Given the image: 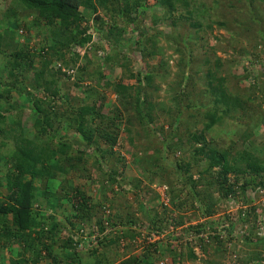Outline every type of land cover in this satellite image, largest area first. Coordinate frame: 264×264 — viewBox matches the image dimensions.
<instances>
[{
	"label": "trees",
	"instance_id": "trees-1",
	"mask_svg": "<svg viewBox=\"0 0 264 264\" xmlns=\"http://www.w3.org/2000/svg\"><path fill=\"white\" fill-rule=\"evenodd\" d=\"M141 1L0 0V8L3 7V10H5L0 16V27H2L0 30V121H4L5 119V115H2L3 112L14 109V104L9 102L11 90L17 94L18 101L26 97L27 106L30 109L27 114L23 113V116L15 114L16 117L11 118L10 115L11 125L8 126V132L4 135V140L0 142L1 147H6L3 150L0 149V158L4 170L0 177V188L2 187L6 191L0 199V251L4 246L11 245V254L16 255L15 257H8L7 264H38L37 262L41 257L48 264H72L73 259L70 258L71 255L77 254L74 251V246L78 244L80 239L72 241L71 235L62 239L61 246L70 248L72 252H65L62 257L63 259L57 258L56 251L52 249V242H55L54 235L58 223L53 221L52 216L37 211L32 205L38 201V195H43V191L45 192L47 186L57 175H63V173L68 171H79V166L84 161L82 157L84 150L80 148V144L87 147L93 153L97 152L100 157L104 156V154L106 155V152L110 153L111 147L115 143L116 133L114 131L113 133L107 131L105 126L115 127L116 125L111 118H108L106 113L102 112L104 96L99 95L94 86H86L82 89V93L85 96L84 100L79 96L72 95L69 92L68 86L61 87L57 83L60 78L59 75H63V71H60V69L52 70L48 65L50 59L55 58L59 61L60 65L70 68L69 74H72L75 68L76 77L71 82L72 86L78 87L79 83H82L84 79L92 83L102 80L103 73L100 69V63L97 59L93 62L92 56L95 55L91 51H87L82 55V65L77 66V69L74 67L78 55H70L68 53V43L78 46L86 42L88 43L90 35L84 33L80 22L85 20L89 13L94 12L95 6H101L103 12L111 17L110 20L113 19V14L122 17L125 24L130 25L131 30L139 29L142 23H139L135 19L136 15L133 16L131 13L136 12L142 6L143 3ZM156 1L164 5V9L169 12L176 8V3L178 2L183 5V8L187 7L189 0ZM206 1L202 0L198 2L197 5L195 4L196 6L194 5L190 9L185 8V12L191 17L195 10L196 13L204 12L203 14L209 17L210 13L206 10L208 8H217L218 2L217 0H208L207 4ZM22 10H27L30 15V21L25 23V29L33 32L32 29L35 28L43 33V43L36 49H28L14 39V31L16 26H18L17 22L21 20L20 17L24 18V14L21 13ZM240 12L241 8L238 9L237 16ZM195 16L198 17L200 15L196 14ZM197 17L187 22L186 28L199 32L206 27H210L208 20H204L203 18L200 20ZM185 19H188V17H185ZM217 24L224 26L222 22H218ZM99 30L105 41L102 48L110 51V53L105 52L102 59L104 63H110L112 56H119L116 49L117 38L123 32V29L117 28L113 23H107V25L99 28ZM173 38L183 41L184 37L181 32ZM145 40L151 41V43L149 47H146L144 44L141 46L140 52L142 56H151L156 52L161 53V50L156 47L151 37H147ZM174 51L180 53L179 46L174 47ZM67 53L68 56L66 58ZM189 57H191L190 51L183 50L179 60L181 74H183V66L187 67L191 65ZM252 57L257 68L254 70L255 74L248 75L247 68L244 67L246 65L243 66L244 72L242 76L245 78L244 80H247L246 78L249 77L248 80L252 84L248 83V87L246 88L248 94L241 98L233 95L228 90V87L224 85V78L219 73L221 64L218 58H214L213 61L204 60L207 64L206 71L203 73L204 88L196 92L209 95V98H211L210 102L202 104L195 100H189L190 95L195 90L193 88L194 82H189L184 87H178L175 95L179 99H185L187 106H192L194 109L202 107L205 110L203 112L205 118L202 129L197 133L185 131L186 136H182V138H186L192 144H199L192 148L194 156L200 154L206 159L204 167L200 169V172L198 171L199 181L197 180V183L193 184V187L202 182L200 179L202 180L203 174L210 176L211 169L217 167L218 169L213 176V182L211 179H207L208 181L205 180L203 183L207 187L216 189V199L219 203L223 202L226 206H229L237 199L246 203L247 216L252 214L253 220H255L256 215L264 217V207L260 206L258 202L247 198L245 193L247 190H253L257 186L262 187L264 185V180H262V174L264 173V146L252 145L254 152L242 147L235 156H231L230 148H219L215 143V134L218 133V129L220 131L225 130L224 133H227L229 136L239 131L238 136L244 138L251 133H255V130L264 129L263 96H257L254 93L255 91L261 92L264 89V62L257 60L254 54ZM117 61H120V58ZM164 65L165 63H161V65L159 63L158 67L161 68ZM157 69L151 68L149 73L142 75V78L145 81H149L151 74L157 72ZM29 73L32 76L28 79L27 74ZM65 74L70 76L67 73ZM189 76L192 77L193 72ZM104 83L110 84L112 92L121 99L125 95H128L129 93H126V91L132 88L131 85H126L121 81L110 83L104 80ZM36 91L43 92V95L38 97L33 96V92ZM46 98H48L47 101L45 100ZM56 99L60 100L62 106L60 110L55 103ZM194 102H198V104ZM139 103H144V100H140ZM189 103L191 104L189 105ZM248 104H252L253 106H249ZM234 113L235 115H233ZM101 125L104 126L101 127ZM214 127L218 129L214 131ZM59 129L64 133L59 134ZM205 131L209 134L206 142L203 136ZM5 139L10 140L12 146L8 145ZM162 144L166 147L165 149L180 150L183 149L182 145L185 143L181 140V136L175 133V130H170L168 137L165 138ZM102 145H105V147H102ZM259 150L263 153L258 154ZM159 154V158H161L162 153L160 152ZM174 166L179 170L181 169L182 172H186L187 174H185L184 179H189L190 163H186L185 161L179 163L177 159L174 162ZM159 169L155 171V176L160 179L162 175L161 167ZM228 173L245 176L240 177V179L239 177H234L233 181H229L227 177ZM255 179L258 181H255ZM36 180L43 181L42 190H39L34 185L33 182ZM169 192H172V190L169 189ZM166 195L165 199L171 206L175 207L179 205V203H174V194L166 192ZM195 197L200 201H198L199 206L202 208L199 217L201 220L197 221L196 224H191L188 222L182 223L180 218L177 219L174 222V226H172L175 228L174 232L179 236L181 232H200L214 229L213 225L215 222L210 217L214 212V201L213 203L205 201V203H201L197 192ZM71 198L70 207L74 211L75 218L81 222L84 221L90 216L89 213L93 206L89 205L79 190H75V194ZM153 198L156 197L154 196ZM42 199L44 200L45 198L43 197ZM254 199H257V196H254ZM157 204L166 209V204L163 202ZM44 215L51 219L48 230L43 229ZM105 218L108 221V225L114 230L118 228L126 230V228L129 229L130 225H133L131 220L122 219L121 216L117 220L110 218L109 215H106ZM148 219L149 224L145 226L146 229L155 230V232L161 230L160 218L156 219L149 216ZM99 220L98 218V221L94 223L98 225L99 231H101L103 226ZM72 223L70 221V226L74 225ZM232 226L233 223L230 222L229 227L231 228ZM132 234L130 235V231L127 230L123 234H117L107 239H105V235L98 236L94 243L88 241L87 247L83 251L86 254L85 258L88 256L91 259L81 260V262L77 263L156 264L157 259L152 257L154 252H162V250L171 252L172 250L169 244L162 247L159 241L145 243L141 249H136L130 242ZM121 235H128L130 237L128 238V242L123 246L125 247L126 254L121 252L127 256L114 262V258L120 256L115 249L112 250L114 257L110 256L109 259L104 258L102 252L97 253L98 248L107 247L108 244L112 243L118 244ZM238 238V236H230L229 239L225 240L232 241ZM240 240L248 243L249 238L244 236ZM12 243H18L22 246L14 249L15 247H12ZM216 244L218 246L225 244L223 238L215 236L211 243L202 245L200 249H210L211 247L215 249ZM160 248L163 249L160 251ZM130 249L131 251L132 249L138 251L135 253L134 251L129 252ZM40 252L43 255H40ZM186 255L191 259L195 257L191 249H188ZM253 260L250 264H254L255 261Z\"/></svg>",
	"mask_w": 264,
	"mask_h": 264
},
{
	"label": "rangeland",
	"instance_id": "rangeland-1",
	"mask_svg": "<svg viewBox=\"0 0 264 264\" xmlns=\"http://www.w3.org/2000/svg\"><path fill=\"white\" fill-rule=\"evenodd\" d=\"M200 1L202 0H189L188 6L185 8L190 9ZM141 2L143 3L142 6L136 12L131 13L133 16L136 15L135 19L139 23H142L139 29L131 30L130 25H126L122 17L113 14V19L110 20L111 17L103 12L101 6H95L94 12L89 13L85 20L80 22L84 33L90 35L88 43L80 46L68 43L69 48H66L68 53L78 55L74 67L77 69V66L82 65V55L91 51L95 55L92 56L93 62L97 59L100 63V69L103 73L102 80L92 83L84 79L78 87L72 86L71 82L76 77L75 68L72 74H69V67L60 65L55 58L50 59L48 65L50 69L63 71V75H59L58 85L61 87L68 86L72 95L79 96L83 100L85 96L82 89L86 86H94L98 94L104 96L102 112L106 113L116 125L115 127L105 126L107 131L116 133L115 143L112 145L110 153L106 152V155L100 157L97 152L93 153L80 144V148L84 150L82 155L84 161L80 164L79 171H68L63 175H57L47 186L45 192L43 191V195H38L40 200L38 199L32 205L37 211L52 216L53 221L58 223L57 230L55 229L57 239L66 237L70 231L77 229L78 224L80 225L70 207V200L75 194V190L81 191L89 205L93 206L90 210L91 214L89 213L90 216L82 221L87 227H91L95 221H98V218L101 222L104 218V210L107 209L109 211L107 215L110 218L117 220L121 216L122 219L131 220L135 227L148 225L149 216L161 219V229H166L170 226L169 224L174 226V222L179 218L182 223L196 224L197 221L201 220L199 217L202 212V208L199 206L200 201L195 197L196 192L201 203H213L214 201L215 204H212L214 212L211 215L214 220H223L221 217L226 212V204L219 203L216 199V189L207 187L203 183L205 180L208 181L207 179H211L213 182V176L218 168H212L210 176L203 174L202 180L200 179L202 182L193 187V184L197 183L200 169L204 167L206 159L200 154L195 156L192 154L193 146L199 144H192L186 138H182V136H186L185 131L197 133L202 129L205 110L202 107L194 109L192 106H187L185 99H179L175 94L178 87H184L189 82H194L193 88L195 90L190 95L189 100H195L202 104L210 102L209 95L196 92L204 88L203 73L206 71L207 65L204 60L213 61L214 58H218L221 64L219 73L223 76L224 85L228 87V90L240 98L248 94L246 88L251 82L248 80L249 77L244 80L242 68L246 65L244 67L247 68V74H255L254 70L257 66L253 61V54L257 60L264 62V0H217V8L206 10L210 13L209 17L203 14L204 12L196 13L195 10V13L193 12L190 17L180 2L176 3V8L169 12L164 9V5L156 0H142ZM206 2L208 4L209 1ZM239 8H241V12L237 16ZM4 11L3 7L0 8V16ZM21 13L24 14V18L20 17L21 20L17 22L18 26L14 31V39L28 49H36L43 43V33L35 28L32 29L33 32L26 30L25 23L30 21V15L27 10H22ZM196 14L200 16L197 17ZM194 17L200 20L202 18L208 20L210 27L199 32L186 28V23ZM218 22H222L224 26L218 25ZM107 23H113L117 28L123 29L117 38L116 49L119 56H112L110 63L103 62V54L105 52L110 53V51L102 48L105 41L99 30ZM1 25L3 26V24ZM1 29L2 27H0ZM181 32L184 37L183 41L175 40L173 37ZM147 37L152 38L161 53L156 52L151 56H142L141 46L144 44L149 47L151 43V41L145 40ZM176 46H179L180 53L174 51ZM66 49L65 51H67ZM183 50L190 51L191 65L183 66V74H181L179 60ZM119 58L120 61H117ZM159 63L160 65L165 63L164 67H158ZM151 68H158L157 72L151 74L149 81H145L142 75L149 73ZM192 72L193 76L191 77L189 74ZM31 76V73L27 74L28 79ZM104 80L110 83L121 81L126 85H131L132 88L127 90L126 93L129 94L121 99L112 92L111 85L105 84ZM254 93L257 96H263L264 102V89ZM9 95V102L14 104V109L2 113L6 120L0 121V142L4 140L8 126L11 125L10 115L11 118L16 117L15 114L23 116V113L27 114L30 111L26 97L18 101L17 94L13 90L10 91ZM42 95L43 92L41 91L33 92L35 97ZM47 99L45 100L47 101ZM140 100H144V103L140 104ZM71 102L73 101L71 100ZM198 102L194 103L198 104ZM55 103L60 110L62 107L60 100L56 99ZM248 105L253 106L252 104ZM103 126L101 125V127ZM216 129L218 128L214 127L213 130ZM170 130H175V133L181 136V140L185 143L182 145L183 149H165L166 147L162 142L168 137ZM224 131L218 129V133L215 134V143L219 148H230L231 156H235L242 147L254 152L252 145L264 146V129L255 130L257 133H251L245 138L238 136L239 131L234 132L231 136ZM58 133L63 134L64 132L59 129ZM208 135L207 131L203 133L205 142ZM6 141L8 145L12 146L10 140ZM4 148L6 147L0 145L1 150ZM160 152L162 153L161 158H159ZM263 152L259 150L258 154ZM177 159L179 163L181 161L190 163L189 179H184L186 172L184 173L174 166ZM160 167L162 175L159 179L155 176V171ZM3 171L0 158V177ZM165 175L166 179L164 178ZM244 176L235 175V173L227 174L229 181H233L234 177L240 179ZM262 177L264 180V173ZM255 181L258 180L255 179ZM33 183L39 190H42L43 181L36 180ZM169 189L173 193L169 192ZM166 192L175 195L173 200L175 204L179 203L178 206L173 207L168 203L165 199ZM4 193L6 191L1 187L0 199ZM154 196L156 198H153ZM245 196L249 198L248 193H245ZM160 202L166 204V209L157 204ZM48 216L44 215L43 217L44 228L47 230L51 221L50 218H47ZM260 217L264 219L263 216L260 215ZM253 219V215L250 214L245 220L248 225V231L245 235L249 238L248 243L241 241L240 238L232 241L224 240L225 244L219 246L216 244L215 249L212 247L200 249L192 259L186 255L190 248L180 245L171 252L163 251V248H160L159 250L162 252L156 251L152 257L157 259L156 262L165 258L167 259L166 264H250L252 259L255 261L254 264H263L261 261H264V235H260L254 229L255 220ZM70 221L74 223L73 226H70ZM127 240L123 239L118 244H110L111 249L116 251L119 249L120 252L126 254L123 246ZM52 244V247H55V243ZM12 245L15 247L14 249L22 246L18 243H12ZM10 249L11 245H6L0 251V264H7L8 257L16 256L11 254ZM135 250L132 249L134 253L137 252ZM69 251L71 250L68 249ZM132 251L130 249L129 252ZM41 253L40 255H43ZM64 253V249H56L57 258L63 259ZM76 253L70 258L73 259L72 264H79L77 262L85 260L79 259L85 258L84 251V254L77 251ZM42 259L44 258L42 257ZM118 260L114 259V262Z\"/></svg>",
	"mask_w": 264,
	"mask_h": 264
},
{
	"label": "built area",
	"instance_id": "built-area-1",
	"mask_svg": "<svg viewBox=\"0 0 264 264\" xmlns=\"http://www.w3.org/2000/svg\"><path fill=\"white\" fill-rule=\"evenodd\" d=\"M248 196L250 199L258 202L260 206L264 207V185L262 187L257 186L253 190H247ZM254 196H257V199H254ZM261 209V207H260ZM226 212L224 216L221 217L223 220H214L215 224L213 225L214 229L209 231H200V232H181L180 236L174 232V227L168 226L166 229H161L158 232L155 230L146 229L145 225L140 227L139 225L135 227V225H130V229H132L135 233L132 238H130V242L133 244V247L136 249H141L145 243H155L156 241L160 242L161 246L165 244H170L171 247H178L180 245L189 247L193 252H197L200 250L202 245L211 243L215 236L218 238H223V240H227L230 236H238L240 239L247 234L248 225L245 222L247 217V205L246 203L235 200L232 204L226 207ZM104 218L101 221V225L103 229L99 231L97 225L93 224L91 228L82 227L79 228V233L83 237L84 243L87 244L88 241L94 243L96 238L101 235H106L111 231H119L118 229H111L108 225V221L106 220V215L109 212L108 209L104 210ZM264 220L260 217V215H256L255 217V225L254 229L258 231L260 235H264ZM232 222L233 226L230 228L229 223ZM194 224V223H193ZM185 226V225H184ZM86 233H88L86 235ZM166 259H160L157 264H164ZM264 264V261H261Z\"/></svg>",
	"mask_w": 264,
	"mask_h": 264
},
{
	"label": "clouds",
	"instance_id": "clouds-1",
	"mask_svg": "<svg viewBox=\"0 0 264 264\" xmlns=\"http://www.w3.org/2000/svg\"><path fill=\"white\" fill-rule=\"evenodd\" d=\"M80 222V225L78 224L77 226H76V230L75 231H70L67 235H66V237L68 236V235H71V238H72V241H74V240H76V239H80V241L78 242V244H76L75 246H74V251L76 252H79V251H81V250H84V248L85 247H87V245L84 243V240H83V237L81 236V233H79V228H82V227H87L84 223H82L81 221H79ZM101 223V222H100ZM95 224V223H94ZM96 225V224H95ZM92 226V225H91ZM98 226V225H97ZM88 228V227H87ZM91 227H89V229H90ZM99 228V227H98ZM43 229L45 230V228H44V225H43ZM47 230V229H46ZM127 230H129L130 231V235H131V233H135L132 229H128V228H126V230H124V229H121L120 228V230L119 231H111V232H109L108 234H106L105 235V239H107L108 237H111V236H114V235H117V234H123V232H126ZM133 234H132V236H133ZM54 238H55V242L53 241L52 243H55L54 245H55V247H57V245L58 246H61L62 245V242H61V240L62 239H64L65 238V236L64 237H61L60 239H57L56 237H55V235H54ZM128 238H130L128 235H121L120 236V238H119V241L118 242H120L121 240H123V239H128ZM127 242H128V240H127ZM126 242V243H127ZM166 245V244H165ZM170 245V244H169ZM163 247V246H162ZM170 247H171V245H170ZM76 248H78V249H76ZM134 248H136V247H134ZM172 248V250H174L176 247H171ZM138 251V250H137ZM194 254H196L195 252H194ZM162 259H165V258H162ZM167 260V259H166ZM158 262V261H157ZM157 262H156V264H157ZM164 264H166V262L164 263Z\"/></svg>",
	"mask_w": 264,
	"mask_h": 264
},
{
	"label": "crops",
	"instance_id": "crops-1",
	"mask_svg": "<svg viewBox=\"0 0 264 264\" xmlns=\"http://www.w3.org/2000/svg\"><path fill=\"white\" fill-rule=\"evenodd\" d=\"M66 238V237H65ZM107 244V243H106ZM110 247V248H109ZM53 249V251H56V249L57 250H61V249H64V252H68V248H66V247H62V246H57V247H53L52 248ZM70 249V248H69ZM121 250V249H120ZM69 252H71V251H69ZM79 252H82V253H80V254H84L83 253V250H81V251H79ZM100 252H102V254L104 255L103 257L104 258H106V259H109V257L110 256H113L114 257V255H113V253H112V249H111V245L110 244H108V246L107 247H102V248H98V250H97V253H100ZM117 253L120 255L119 257L118 256H116L114 259H121V258H123V257H125V256H127V255H123L120 251H119V249L117 250ZM65 254V253H64ZM115 254V253H114ZM121 255H123V256H121ZM72 256V255H71ZM121 257V258H120ZM81 259H91V257H88L87 256V258H81ZM41 260V261H40ZM39 260V262H37L38 264H47V263H45V260L43 259L42 260V257H41V259Z\"/></svg>",
	"mask_w": 264,
	"mask_h": 264
}]
</instances>
